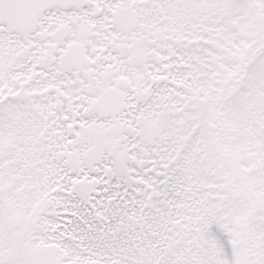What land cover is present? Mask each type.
<instances>
[{
    "label": "snow or ice",
    "instance_id": "obj_1",
    "mask_svg": "<svg viewBox=\"0 0 264 264\" xmlns=\"http://www.w3.org/2000/svg\"><path fill=\"white\" fill-rule=\"evenodd\" d=\"M0 264H264V0H0Z\"/></svg>",
    "mask_w": 264,
    "mask_h": 264
}]
</instances>
